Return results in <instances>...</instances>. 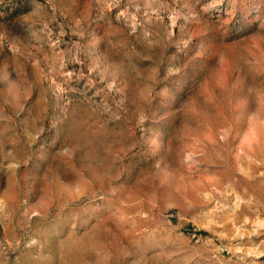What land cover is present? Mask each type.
<instances>
[{"label":"rangeland","instance_id":"rangeland-1","mask_svg":"<svg viewBox=\"0 0 264 264\" xmlns=\"http://www.w3.org/2000/svg\"><path fill=\"white\" fill-rule=\"evenodd\" d=\"M0 264H264V0H0Z\"/></svg>","mask_w":264,"mask_h":264}]
</instances>
